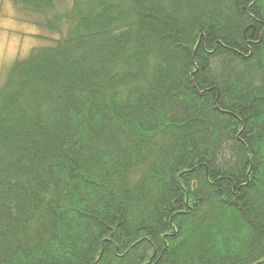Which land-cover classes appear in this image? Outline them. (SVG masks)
Returning <instances> with one entry per match:
<instances>
[{
	"label": "trees",
	"instance_id": "trees-1",
	"mask_svg": "<svg viewBox=\"0 0 264 264\" xmlns=\"http://www.w3.org/2000/svg\"><path fill=\"white\" fill-rule=\"evenodd\" d=\"M7 1L0 264H264V0Z\"/></svg>",
	"mask_w": 264,
	"mask_h": 264
},
{
	"label": "rangeland",
	"instance_id": "rangeland-1",
	"mask_svg": "<svg viewBox=\"0 0 264 264\" xmlns=\"http://www.w3.org/2000/svg\"><path fill=\"white\" fill-rule=\"evenodd\" d=\"M39 30L17 18L16 9L7 0H0V82L7 74L9 64L23 53H28L40 42Z\"/></svg>",
	"mask_w": 264,
	"mask_h": 264
}]
</instances>
